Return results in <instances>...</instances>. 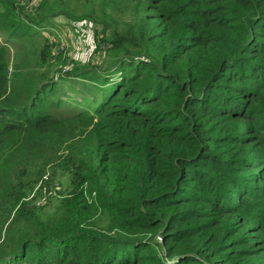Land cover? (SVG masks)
Here are the masks:
<instances>
[{
	"label": "trees",
	"instance_id": "16d2710c",
	"mask_svg": "<svg viewBox=\"0 0 264 264\" xmlns=\"http://www.w3.org/2000/svg\"><path fill=\"white\" fill-rule=\"evenodd\" d=\"M83 2L0 0L8 39L104 48L76 86L0 48V264H264V0Z\"/></svg>",
	"mask_w": 264,
	"mask_h": 264
},
{
	"label": "rangeland",
	"instance_id": "374dc122",
	"mask_svg": "<svg viewBox=\"0 0 264 264\" xmlns=\"http://www.w3.org/2000/svg\"><path fill=\"white\" fill-rule=\"evenodd\" d=\"M40 1L33 0V4L39 5ZM61 1L65 2L70 12H73L75 15L83 13V0ZM74 17L68 18L61 14L57 15L50 19V24L44 23L42 29L33 27L28 32L29 35L24 38L8 39L5 33L0 32V48H3L6 53L10 77L12 78L16 73V69L23 64L29 66L31 75L32 72L37 70L40 62L38 53L42 49L45 41L51 45L48 60L55 53L60 55V58H66L65 64L57 62L51 66V71L55 72V78L57 80H63L61 83L65 86L70 84L76 86L79 84L74 78L76 73L102 67L104 48L102 46L99 49L96 44L97 26L92 24L88 19L79 21L82 19L80 16H76L78 17L77 20ZM58 55H55V57ZM50 59L51 61L54 60L52 58ZM61 65H67L64 71L65 73L69 72L68 74L61 72ZM60 183L62 189H66L68 179L65 181L64 177H62ZM42 193L43 198L39 200L38 205L46 201L45 197L47 194L44 191ZM51 204L53 205L55 202H51ZM96 217L102 223L106 221L105 217L100 215V211H98Z\"/></svg>",
	"mask_w": 264,
	"mask_h": 264
},
{
	"label": "built area",
	"instance_id": "2783aa9c",
	"mask_svg": "<svg viewBox=\"0 0 264 264\" xmlns=\"http://www.w3.org/2000/svg\"><path fill=\"white\" fill-rule=\"evenodd\" d=\"M54 55H58V54H57V53H55ZM66 67H67V65H64L63 67H61V72H62V73H65V71H64V70L66 69Z\"/></svg>",
	"mask_w": 264,
	"mask_h": 264
}]
</instances>
